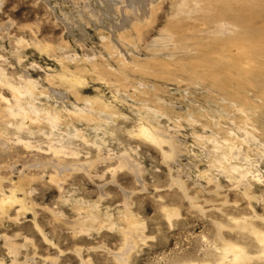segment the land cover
I'll return each instance as SVG.
<instances>
[{
    "label": "rangeland",
    "instance_id": "1",
    "mask_svg": "<svg viewBox=\"0 0 264 264\" xmlns=\"http://www.w3.org/2000/svg\"><path fill=\"white\" fill-rule=\"evenodd\" d=\"M109 1L0 2V264H264V52L213 40V0L138 30Z\"/></svg>",
    "mask_w": 264,
    "mask_h": 264
},
{
    "label": "bare ground",
    "instance_id": "2",
    "mask_svg": "<svg viewBox=\"0 0 264 264\" xmlns=\"http://www.w3.org/2000/svg\"><path fill=\"white\" fill-rule=\"evenodd\" d=\"M102 1H105V0H102ZM156 1L157 0H110L109 2L112 4L110 6L107 4V2H105V3H106V6L108 7V9H111V10L118 12V14L120 15V18H121L120 23L116 24L114 26L115 28H117L119 30V28H123L127 25H134L135 24L134 28L136 30H138L140 23H145L146 25L151 23V21L154 17V14L156 12V8L154 6ZM0 2H2V0H0ZM84 2H85V5H86L90 15L94 16V12L91 11V9L89 7V5H90L89 0H84ZM213 2H215L214 5L216 4L214 10L216 12L215 15H217L218 18L215 22V26L213 27V30L209 32V35H211V37H213L214 41H217L220 43V45H222L223 44V41H222L223 36H225V34H230V33L232 34V32H233L232 29L236 27V28H239L238 29L239 32L236 33L235 36H233V39H235V45L234 46H238L239 49L240 48L241 49L247 48V49H249L251 51H255V52H264V35H261V33L249 32L246 29L247 27L244 24L245 23L244 20H246V18L249 15L264 13V0H213L212 3ZM198 3L199 2H194L193 7H195ZM232 5H236V7H234V8H236L235 10L238 11V13L240 15L239 17H238L237 12H236L237 15H235L236 13L231 11L233 8ZM186 6H187V4L184 1H182L181 5L179 7L180 9L178 8L177 12L180 14H186V12L182 10ZM198 8H199V5H198ZM230 8H231V10H230ZM195 9H197V7ZM227 16L229 17V19L227 18ZM96 17L99 21H101V22L103 21L101 15L98 14ZM62 21H63V24L65 25V28L67 30H69L70 25L68 23V17L64 16ZM8 26H9V24L3 25L4 28H7ZM235 32H237V31H235ZM117 35L122 39L124 34L122 32L121 33L117 32ZM231 42L233 43V40ZM225 45H226V43L224 44V46ZM229 45H230V43H229ZM108 46L110 47V44H108ZM216 46H217V44H216ZM218 47H217V49H219ZM228 48H230V47H228ZM214 49H216V48H214ZM231 49H232V46H231ZM70 83L73 85L76 84V86L82 85V82L79 79H73L70 81ZM12 89H13V91L18 92L17 89H15L13 87H12ZM136 137L140 140H143V141L148 142V143L155 145V146H160L162 144L169 145L170 154L168 156H166L167 158H170V156L173 154L172 152H174V148L170 144V143H172L173 138L169 137L168 135H162L161 133L154 131V130H149L146 127H139L137 130V133H136ZM129 167L134 173L137 172L136 168L134 167V165L130 161H129ZM65 170H66L65 167H63V166L59 167V169H58L59 173L54 177V182L58 186H60L62 184L64 177H66L68 175L67 173H65ZM21 181H23V180H21ZM21 181L19 180L15 184L16 189L20 187V184H22ZM23 184H24V182H23ZM15 191H17V190L11 189L9 197L0 199V211L1 212L8 211L10 206L18 203L15 199ZM254 235H255L254 237L256 238V241L261 246L262 253L264 256V233H254ZM125 241H126V244L128 246H131L132 240L129 236V233H128V237L125 238ZM232 247L230 245V248L226 249L227 254H228V252H230V253L233 252V253H235L234 256L236 259H241L243 257L242 252L239 251L238 249H236L237 247L236 248H232ZM240 250H243V249L240 248ZM226 252L224 254L222 253L223 256L221 257L220 262L218 264H224L223 260L225 259ZM123 255L124 254H122L120 252L119 254H117V257L123 258Z\"/></svg>",
    "mask_w": 264,
    "mask_h": 264
},
{
    "label": "built area",
    "instance_id": "3",
    "mask_svg": "<svg viewBox=\"0 0 264 264\" xmlns=\"http://www.w3.org/2000/svg\"><path fill=\"white\" fill-rule=\"evenodd\" d=\"M177 162H178V164H180V165H183V164H184L183 161H179V159L177 160Z\"/></svg>",
    "mask_w": 264,
    "mask_h": 264
}]
</instances>
